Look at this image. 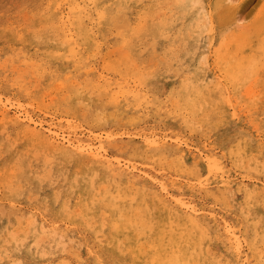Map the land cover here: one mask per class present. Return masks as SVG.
Wrapping results in <instances>:
<instances>
[{
	"label": "rangeland",
	"instance_id": "1",
	"mask_svg": "<svg viewBox=\"0 0 264 264\" xmlns=\"http://www.w3.org/2000/svg\"><path fill=\"white\" fill-rule=\"evenodd\" d=\"M137 1L87 2L81 26L83 31L94 33L98 46H82L86 62L79 69L74 59L47 55L55 45L54 32L46 25L59 14L45 18L46 0H0V99L6 105V112L0 111V264H96L90 250L102 253L108 264H159L182 254L192 244L184 240L182 231L170 230L169 218L174 225L177 213L170 211V217H164L161 202L151 200L150 192L158 190L155 185L126 176L114 178L103 166L71 153L52 154L47 146L32 147L10 121L14 115L22 120L29 115L44 128L55 126L59 132L84 138L104 133L115 136L119 146L131 147L124 157H131L136 165L149 169L169 185V168L132 152V148L160 133L185 142L182 148L190 158L199 149L214 154L216 157L209 159L211 177L201 176L203 181L208 180L209 190L200 192L189 188L188 183L183 190L204 213L212 210L248 238L240 213L242 192L246 189L259 194L255 203L264 201V70L257 87L261 95L245 102L242 93L253 76L250 55L259 59L262 44L246 55L238 77L221 72L215 50L225 41L244 36V26L260 14L264 0L258 1L248 18L238 23L241 25L235 24L238 29L232 25L223 31L213 15L215 0H204L203 9L196 13H182V0ZM99 9L106 11L104 20L98 18ZM144 10L148 20L145 30L131 37L130 28L126 46L124 37L116 35L120 32L117 26L125 18L135 27ZM205 11L213 27L209 35L204 30ZM162 12H166L165 20ZM121 14L115 22L110 19ZM114 27L119 32L115 33ZM18 33L24 34V42L17 40ZM197 39L199 44L193 48ZM11 56L17 67L24 58L39 65L36 71H43L41 77L35 76L39 81L12 71L7 60ZM137 76L148 82V107L139 108L131 97L115 104L111 97L117 90L113 88L115 83L126 79L130 83ZM87 81L98 82L100 87L92 83L86 86ZM107 82L111 85L105 91ZM78 88L81 91L75 95ZM134 134L137 136L133 139L127 138ZM46 169L52 177L41 179ZM21 187L24 192L18 194ZM221 191L223 196L218 197ZM258 210L264 214V205L260 204ZM117 216L125 223L116 230L112 223ZM131 222L137 227H131ZM41 226L64 233V248L59 238L60 244L49 231L42 232ZM216 228L213 225L212 230ZM136 233L140 239L131 241ZM114 235L129 238L131 243L117 247ZM137 243L144 247L139 250ZM243 248V254H251L248 244ZM218 251L226 257L223 246ZM228 258L232 261L231 256ZM232 263H237L236 259Z\"/></svg>",
	"mask_w": 264,
	"mask_h": 264
},
{
	"label": "bare ground",
	"instance_id": "2",
	"mask_svg": "<svg viewBox=\"0 0 264 264\" xmlns=\"http://www.w3.org/2000/svg\"><path fill=\"white\" fill-rule=\"evenodd\" d=\"M258 1L259 0H215L214 10L216 11L213 13V15H216L215 17L217 18L219 29L223 31L229 26H235L236 23L237 25H241L238 23H240V21H245L248 14H251L250 12L255 8V6L259 5L257 4ZM87 2H98V0H46L47 6L43 10V13L46 15V19H50L51 14H59V17L53 23H48L46 25L47 29L54 32V38H52V42H54L53 44L55 45L54 48L47 51V55L53 58L59 57L74 59L76 62V67L79 69H83V65L86 62V60L82 58V46L84 44H87L88 46H98V43L95 40L96 36H93L94 33L83 31V27L81 26V21L86 15V10L88 9ZM137 2L140 1L138 0ZM203 3L204 0H182L180 2L181 12L196 13L203 9ZM194 5L199 6L194 7ZM146 11L147 10H144L140 14V21L134 27L137 28V31L134 34L132 30L130 34L131 37L139 36L142 34V32H144L146 23L148 22V20L145 18ZM101 13L105 17V9L98 10L97 15L99 19H101ZM162 15V18L165 20L167 18L164 16L166 15V12H162ZM121 16L122 14L109 18L120 19ZM168 17H170V15H168ZM124 21H122L121 24ZM119 25H115V27L117 26V28L120 30ZM243 26L244 25H242V27ZM242 27L240 28L243 29ZM117 28L115 29V33L118 31ZM244 28V36H238V40L234 42L225 41L224 43H221L216 48L215 53L217 55V65L219 66L221 72L225 73L226 76L238 77L240 75L239 69L246 58V55H250L252 52L257 51L258 47H260V44H262V48L260 47V54L262 56L259 59L254 57L255 54L250 55V68H252L253 76L250 78L249 83L246 85V88L242 93V96L245 98V102H248L254 101L261 95L260 90L258 92L257 87L261 72L264 70V17H262L260 14L257 15L248 25L244 26ZM212 29L213 27L211 26V28L206 31L208 33L207 35L211 33ZM116 35H118V33H116ZM16 38L19 42H24L25 40L23 33H18ZM82 39L83 42H81ZM257 39L260 41L259 44L257 43ZM123 41L125 42V37L123 38ZM128 41L129 44L130 40L128 39ZM195 41L194 42L196 45L193 48L199 44V39ZM152 43L148 44H151L152 46L155 45ZM228 46H232L233 49L230 50V47ZM194 50L195 49H192V52H194ZM7 60L10 62L9 65L12 67L11 70L18 71L21 77L31 75L34 80L39 81L40 78H35V76L40 75L39 77H41V75H43L41 74L43 71H36L39 69V65H35L30 58H24V61L19 62L21 65L19 67L15 66L16 64H14L15 57L11 56V58L9 57ZM201 61L203 60L201 59ZM176 70L177 69L175 68V71ZM231 71H233L232 74H230ZM92 82L93 81H87L86 86H90ZM92 85L93 87H100L98 82L92 83ZM110 85L111 83L107 82L105 91H107L108 86ZM59 86L61 85H58V87ZM113 88L117 89L116 92L111 94L115 104H118L122 99H128L130 97L136 101L139 108L143 106L147 108L150 104V88L148 87V82L142 80L138 76L130 83L128 82V79L119 83L117 82ZM78 89L79 90L75 92V95L80 93L79 91H81V88ZM7 102L8 101H6V103ZM0 111L3 114L6 112V105L1 99ZM10 121L19 127L23 139L27 141L32 147L38 148L47 146L49 148V153L52 154L57 151L63 152L66 155L71 153L78 156L79 158H85L97 165L103 166L105 169L111 172V175L114 178L126 176L128 179H134L135 182L147 180L150 182V184L155 185L158 190L156 192L152 191L150 192V195H148L153 202H155L157 199V201L161 202L160 207L165 209L162 210L164 217H170L168 214L170 211L172 213H177V218L174 225L171 218H169L170 230L174 232H176V230H180V233L181 231L184 233L185 241H192L190 247L184 249L182 254H176L174 257L159 264H264V214L259 213L258 210L260 204L264 205V201L255 203V201H257V197H259V194L246 190L245 188L244 192H242L243 202L241 204L240 213L241 217L243 218L245 229L248 233V238L246 239V237L242 235L238 229L232 226V224L226 218H218L210 209L207 213H204L203 208L198 203L189 198L183 190L184 186L186 185L185 183H188L189 188H196L197 191L200 192L209 190L208 182H206L208 180L205 179L203 181L201 176L206 174L208 177H211L212 167L209 164V159L215 158L216 156L214 154H207L204 149H196L197 153L190 158L186 155L182 148L185 142L176 140L168 134L160 133H157L151 138H146L142 141L141 145L132 148V152H136L148 160L168 167L171 175L169 185L164 183L157 174H153L149 169L136 165L131 160V157H124L123 154L126 151H131V147L129 148L128 146H119L118 138L111 136L108 133H104V135H90L89 137L87 136L84 138L81 135L65 133V131L59 132L55 126H48L47 128H44L41 124L34 123L35 120L33 121L32 118H29V115L26 120H22L19 115H14ZM134 136H137V134L132 136L127 135V138L131 140ZM110 148H113L114 151L110 150ZM79 169L82 170V167ZM51 175L52 173L46 169V173H43L45 178H43H51ZM219 189L222 190V187L220 186ZM144 190H146L145 187L140 190V193H144ZM222 192L223 191L219 193L218 197L223 196ZM34 197L36 196H32L31 198ZM0 212L3 213L1 210ZM104 215L106 214L104 213ZM201 215L203 217H201ZM122 219V217L117 216V218L114 219V223H112V227L116 230L122 228V225L125 223L122 222ZM32 224H34V221H32ZM133 225L134 224L131 222L130 226L132 227ZM213 225H217L215 230H212ZM134 226L137 227L136 224ZM42 227L43 226H41L40 229ZM41 230L42 232L49 231V233L52 235L51 237L56 240V243H62V248H64L65 243L63 242L66 239L64 233L58 229H55L54 227L49 230ZM140 237V234L136 233L134 236L132 235L130 240L138 241ZM39 238H41V236H39ZM57 238H59L60 243L58 242ZM41 239L43 240V237ZM112 239L114 245L117 247L124 248L131 243L129 238H127L128 240H125L120 235H114ZM244 244H248L251 254H243ZM220 246H223L226 257L220 256L218 251ZM136 247L140 250L144 246L137 243ZM228 255L231 256L232 261L233 259H236L237 263H232V261L228 258ZM65 262L66 261H64V263ZM153 264L155 263L153 262Z\"/></svg>",
	"mask_w": 264,
	"mask_h": 264
},
{
	"label": "snow or ice",
	"instance_id": "3",
	"mask_svg": "<svg viewBox=\"0 0 264 264\" xmlns=\"http://www.w3.org/2000/svg\"><path fill=\"white\" fill-rule=\"evenodd\" d=\"M197 6H199V5H194V7H197ZM100 15H101V19L104 20L105 19L104 15L102 13ZM202 15L204 16V21H203L204 30H208L211 28V20L209 18V14L205 11L202 13ZM260 15L262 17H264V6L261 7ZM113 20L115 22V18H113ZM119 27H120V32L118 33V35L125 37V45L127 46L128 42H129L128 38H127L128 30L131 28L133 30V33L135 34V32L137 31V28L133 27L132 22L130 20H125L122 24L119 25ZM262 127H264V126H262ZM261 137H262V140H264V132L261 133ZM41 179H44V178L41 177ZM23 192H24L23 187L18 189V194H23ZM89 254L91 256H95L96 264H108V262L102 258V256H103L102 253L97 255L96 253H93L90 250ZM22 264H30V262L25 261V262H22ZM83 264H91V261H85V262H83Z\"/></svg>",
	"mask_w": 264,
	"mask_h": 264
}]
</instances>
